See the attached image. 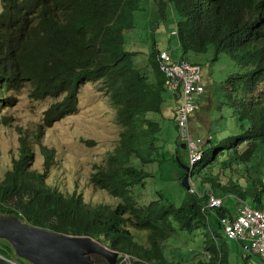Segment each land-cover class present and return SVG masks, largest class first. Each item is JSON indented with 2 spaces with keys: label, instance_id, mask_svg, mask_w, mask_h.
I'll return each instance as SVG.
<instances>
[{
  "label": "trees",
  "instance_id": "1",
  "mask_svg": "<svg viewBox=\"0 0 264 264\" xmlns=\"http://www.w3.org/2000/svg\"><path fill=\"white\" fill-rule=\"evenodd\" d=\"M2 1L0 108L14 105L12 92L26 83L32 86L34 100L61 98L44 112L38 131L41 139L45 129L78 112L83 84L101 82L100 90L116 107L122 132L106 163L96 166L90 177L92 186L118 200L115 207L90 206L80 194L67 195L48 184L51 153L42 147L45 171L32 170L33 145L21 135L19 155L0 178V216L58 234L90 236L119 252L121 259L129 256L134 264H169L163 246L167 240L202 229L204 250L212 252L215 264H225L228 240L237 245L239 241L224 233L221 220L233 217L228 209L223 205L205 208L209 191L215 196L218 192L235 195L264 211V169L255 167L258 162L264 167V151L259 152L264 148V0H147L163 18L169 7L179 17L174 31L185 54L213 49L215 58L229 53L247 69L226 81L227 100L240 132L208 141L203 158L190 167L192 181L197 173L203 188L188 191L180 177L188 191L180 203L162 194L147 203L136 197V188L145 187L151 175L144 167L165 161V145L158 137L161 117L157 116H164L167 91L158 60L163 50L157 49L150 60L152 78L137 67L136 54L125 48V31L134 27V13L143 0ZM166 51L174 59L172 51ZM176 116L175 111L174 120ZM203 170H208L206 176ZM239 177L245 185L237 184ZM131 229L147 235L137 237ZM14 263L32 264L0 239V264ZM243 264H249L248 256Z\"/></svg>",
  "mask_w": 264,
  "mask_h": 264
},
{
  "label": "rangeland",
  "instance_id": "2",
  "mask_svg": "<svg viewBox=\"0 0 264 264\" xmlns=\"http://www.w3.org/2000/svg\"><path fill=\"white\" fill-rule=\"evenodd\" d=\"M150 5V1H142L141 9L134 13V27L125 31V48L136 54L134 62L137 67L143 68L144 73L154 78L150 60L157 49L165 48L172 51L176 61L184 58L192 63H199L205 87L197 97L198 112L190 119L191 132L195 137L207 138L211 134L216 139L239 133L240 123L227 100L226 81L229 76L244 73L247 69L240 67L229 53L220 54L215 58L213 49L204 54L197 55L191 51L185 54L179 46L178 37L173 34L179 17L169 7L166 17L163 18L155 7L151 8ZM2 6L3 1L0 0V10ZM101 86V82L83 84L79 94L78 112L45 129L41 139L38 138V131L44 112L61 98L34 100L30 96L32 90L30 83L12 92L11 95L16 100L14 105L0 108V178L5 176L11 169L13 160L18 157L19 138L23 135L30 140L35 152L32 170L45 171L46 157L42 147H46L51 153L53 158L46 181L48 184L67 195L80 194L84 202L90 206L115 207L118 200L106 191L92 186L90 181L96 166L106 163L107 154L115 148L122 132L117 121L116 107L110 97L100 90ZM166 90L164 116L157 115L161 117L162 130L158 137L159 143L165 145V161L161 165L153 163L144 167L151 175L146 180L145 187H138L135 190L139 202L143 203L159 197V194L171 202L180 203L188 192L183 189L180 182V177L183 178L186 171L182 165H188L189 158L187 150L180 147L182 142L174 120V106L177 103L174 98L175 92ZM82 140H93L96 144L88 146ZM261 151H264L263 147L260 148L259 152ZM259 152L256 154L257 157L261 156ZM262 161L264 162V157ZM255 167L259 170L264 169L259 162ZM207 173L208 170H203L202 175L206 176ZM200 179L197 173L194 174L193 181L189 179L191 187L189 191L202 190ZM237 184L243 186L246 183L239 177ZM218 195L224 198V207L235 214L233 218L236 217L239 208L240 212L245 211L243 200L237 196L224 195L222 192H218ZM131 231L137 237L147 235L134 229ZM204 235L202 229H196L192 233L176 234L167 240L163 245L167 262L198 264V261H202L206 264H215L212 252L204 250L206 247ZM238 241L239 245L236 241L228 240L229 253L225 264H243L245 256H248L249 264H264V260L252 252L250 246L255 242V238L251 234ZM91 258L94 264H108L106 259L99 255H92ZM119 260V264H134L128 262L127 256Z\"/></svg>",
  "mask_w": 264,
  "mask_h": 264
},
{
  "label": "water",
  "instance_id": "3",
  "mask_svg": "<svg viewBox=\"0 0 264 264\" xmlns=\"http://www.w3.org/2000/svg\"><path fill=\"white\" fill-rule=\"evenodd\" d=\"M185 149L184 144L181 145ZM183 169L190 172L186 165ZM189 191V175L183 178ZM0 237L7 240L19 258L32 264H94L92 255H99L116 264L119 252H110L101 243L88 236H68L21 222L15 217L0 219Z\"/></svg>",
  "mask_w": 264,
  "mask_h": 264
},
{
  "label": "built area",
  "instance_id": "4",
  "mask_svg": "<svg viewBox=\"0 0 264 264\" xmlns=\"http://www.w3.org/2000/svg\"><path fill=\"white\" fill-rule=\"evenodd\" d=\"M163 58V56L161 57ZM166 64V60H162ZM181 61V60H179ZM176 62V61H174ZM186 65V63L183 64H177L178 67L170 68L168 71L173 72V77L179 76L182 68ZM189 78L195 79L197 81H201L200 75L198 73L195 77H187L186 79H180L177 82H174L173 85L166 84V87L168 90H174L177 89V87L181 83H185L187 85V82ZM191 93L185 94L187 98H189V95ZM198 112V110H195V106H192L190 110L186 112H177V125L183 126L185 124H189V119L191 116L195 115ZM184 142L187 144V152L189 153V157H192V162H195L197 160L196 155L200 152L201 146L205 147V141H198L194 144H191L184 140ZM203 158V154L201 156ZM196 164H190V167L195 166ZM209 202H208V208L211 207H218L221 206L223 201L222 199L215 197L213 191H209ZM245 205V211L240 212V208L238 209L236 213V217H224L222 219V225L224 226V233L229 239H235V240H243L247 235L251 234L252 237L255 238V242H253L252 249L253 251H260V258L264 260V211L254 209L251 206L247 205L245 202L243 203ZM251 243L250 241H248ZM129 257V256H127Z\"/></svg>",
  "mask_w": 264,
  "mask_h": 264
},
{
  "label": "bare ground",
  "instance_id": "5",
  "mask_svg": "<svg viewBox=\"0 0 264 264\" xmlns=\"http://www.w3.org/2000/svg\"><path fill=\"white\" fill-rule=\"evenodd\" d=\"M173 34L176 35L177 32L174 31ZM162 56H163V58H161ZM158 60H159V63H160V69L163 72V74L165 75V79H166L165 86H166V84L173 85L174 82H177L180 79H186L187 77H195L199 73L201 81H197L195 79L189 78V80L187 82V85H185V83H181L177 87V89L172 90V91L175 92V96L179 100V103H178L177 109H176V114H177V112H186V111L190 110V108L192 106H195V110H198L199 105L197 103V97H198V95L201 94V92L203 91V89L205 87L204 81H203L202 76H201V67H200V65H198L197 63H192V62H190L188 60L176 61V60L173 59L171 53L169 51H166V50H163V51L160 52V54L158 55ZM162 60H166V64L165 65H163L165 62L162 61ZM174 61H176V62H174ZM183 63H186V65L182 68V71H181L180 75L176 76V77H173V75H172L173 72L168 71V69L174 68V67H178L177 64H183ZM166 89H167V87H166ZM188 93H191L189 95V98H187L185 96V94H188ZM191 117H190V119H191ZM175 118H176L175 122L177 124V116ZM190 119H189V124H185L183 126L182 125L181 126L177 125L178 131H179V136H180V139H181V142H182L181 145L184 144L186 146V148H187V144L184 142V140H185V141H187V142H189L191 144H194V143H196L198 141H205V146H206L208 141H210L213 138V136L209 134L207 138H204L203 136L195 137L194 134L191 132V129H190ZM181 145H180V147H181ZM204 148H205L204 146H201L200 152L196 155L197 160L195 162H192V157H189V153L187 152V155H188V158H189V164L186 165V166H188L189 169H190V164H196L198 161H200L202 159L201 156L203 154ZM187 175H189V179L192 177L191 176V170H190V172L185 171V175H184L183 178H185ZM215 197H218V198L222 199L219 196H215ZM207 201L209 202V198L207 199ZM222 201H224V198L222 199ZM243 203H244V201H243ZM246 204L249 205L248 203H246ZM222 205H223V203H222ZM222 205L218 206V207H211V209L220 208V207H222ZM205 208L207 209L208 206H206ZM0 218H5V217H1L0 216ZM223 230H224V226H223ZM88 237H90V236H88ZM92 240L96 241L93 238H92ZM103 246H105V245H103ZM105 247L110 252H116L114 250H111L107 246H105ZM250 247H252V246H250ZM253 252L256 253L258 256H260V253H261L260 251H256V252L253 251ZM26 261H28V260H26ZM128 262L131 263L132 259H129ZM107 263H108V261H107ZM14 264H18V263H14Z\"/></svg>",
  "mask_w": 264,
  "mask_h": 264
},
{
  "label": "crops",
  "instance_id": "6",
  "mask_svg": "<svg viewBox=\"0 0 264 264\" xmlns=\"http://www.w3.org/2000/svg\"><path fill=\"white\" fill-rule=\"evenodd\" d=\"M162 50H167V48H165V49H162ZM170 50V49H169ZM182 59V58H181ZM180 59V60H181ZM198 65H200L199 63H198ZM200 67H201V65H200ZM174 96V95H173ZM174 98H175V100H176V105L174 106V113H175V111H176V109H177V105H178V103H179V100H178V98H176V96H174ZM171 99V98H170ZM169 99V100H170ZM167 105H169L170 106V104H167ZM211 135V134H210ZM223 206H224V203H223ZM229 211H230V209H228ZM231 214H232V216L233 215H235L233 212H230ZM253 252V251H252ZM254 253V252H253ZM256 254V253H255ZM257 255V254H256Z\"/></svg>",
  "mask_w": 264,
  "mask_h": 264
},
{
  "label": "clouds",
  "instance_id": "7",
  "mask_svg": "<svg viewBox=\"0 0 264 264\" xmlns=\"http://www.w3.org/2000/svg\"><path fill=\"white\" fill-rule=\"evenodd\" d=\"M181 60H185L184 58L183 59H181ZM126 257V256H125ZM119 259H121V254H120V257H119ZM128 259H130V257H128ZM118 262V261H117ZM250 263V262H249Z\"/></svg>",
  "mask_w": 264,
  "mask_h": 264
}]
</instances>
